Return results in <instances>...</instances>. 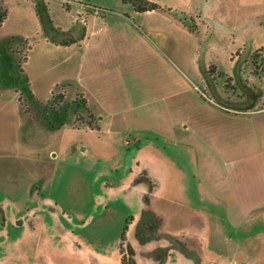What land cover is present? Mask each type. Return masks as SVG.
<instances>
[{"label":"rangeland","instance_id":"1","mask_svg":"<svg viewBox=\"0 0 264 264\" xmlns=\"http://www.w3.org/2000/svg\"><path fill=\"white\" fill-rule=\"evenodd\" d=\"M4 1L8 11L0 26V264H120L124 223L125 264H264V237H243L262 228L230 227L233 220L218 222L217 212L191 211L189 238L184 212L164 200L152 201L147 179H130L141 186L138 190L122 184L127 160L116 141L120 136L114 132L113 139L100 141L87 129L97 120L87 114L77 89L58 84L48 94L52 85L72 74L76 47L55 51L36 44L29 53V74L27 59L20 63L23 72L16 73L25 46L8 36L21 33L33 43L36 31L48 30L51 37L55 30L72 42L89 32L102 35L117 50L135 55L127 64V79L120 81L121 94L129 99L133 88V98L143 105L134 113L148 107L157 110L158 129L173 127L179 134L185 122L221 105L219 95L258 98L264 73L251 50L264 43L261 20L257 31L242 28L234 5H227L229 16L221 31L209 30L207 41L201 42L172 11L163 9L143 13L148 23L143 30L121 0H92L89 10L96 14L86 19L64 10L67 0H48L50 21L42 0L35 11L30 0ZM205 1L154 0L184 11L178 15L196 29L202 27L200 14L190 12L205 10ZM211 64L215 66L209 73ZM115 77L110 74L109 81ZM146 138L165 155H183L168 140H155L154 134ZM200 236L209 240L202 243Z\"/></svg>","mask_w":264,"mask_h":264},{"label":"crops","instance_id":"2","mask_svg":"<svg viewBox=\"0 0 264 264\" xmlns=\"http://www.w3.org/2000/svg\"><path fill=\"white\" fill-rule=\"evenodd\" d=\"M2 1L5 4V1ZM91 1L67 0L62 8L67 12L73 10L76 15H84L86 19L96 14V11L89 10L92 8ZM121 1L132 15L139 18L142 29L147 28L148 23L141 16L154 10L137 12L127 0ZM30 2L35 11L38 0ZM41 2L44 5L46 19L50 21L49 1ZM205 2L207 4L205 10L190 12V15L200 14L202 27L194 33L201 42L207 41L209 30L212 33L216 29L218 32L221 31L229 16L227 5H234L236 17L242 21V28L257 31L260 20L264 28V0ZM180 25L186 28L181 23ZM166 30L169 29L162 31L168 32ZM11 35L22 36L30 42V37L24 34L15 33L8 36ZM49 35L48 30L35 32L36 39L26 52L27 74L29 53L36 44H43L55 51L73 47L78 49L76 66L72 74L63 78L61 83L52 85L48 94L58 84H67L77 89L87 111L97 120L96 129L93 127L87 129L96 133L100 141L113 139L111 133L114 132L120 136L116 141L122 147V154L127 160V168L121 178L126 188L130 185L137 190L141 189L138 183L133 184L130 179H147L151 183V192L148 194L152 201L164 200L177 211L184 212V230L189 238L191 211L217 212L218 222L233 220L234 223L230 227L262 228L259 231H248L247 235L242 236L248 239L259 235L264 237V88L258 98L251 97L250 101L242 97L233 99L227 92L223 96L219 95L220 100L222 99L221 105L204 112L202 117L190 121L189 124L185 122L184 129L179 131V134L173 133L174 130L171 129L173 127H168L166 131L160 130L155 124L159 117L157 110L148 107L147 110L136 114L134 109L143 108V105L137 104L133 98V88L130 89V86L126 85V90L127 88L131 90L129 99L121 94L120 81L127 79L125 77L128 75L127 64L135 59L134 54L130 55L122 49L117 50L107 43L105 37L94 32L83 34L78 42L75 40L72 42L69 37H63L55 30L52 31L51 37ZM263 45L264 43L258 46ZM258 46L255 49L259 48ZM114 61L116 63L113 67ZM122 67L125 72L120 74ZM113 73H116L117 78L109 81L108 76ZM27 84L29 85L28 76ZM251 93L254 94V89ZM149 95L150 101H154L153 94ZM108 132L110 136L106 135ZM152 134L156 137L155 140L172 142L179 150L178 153L183 152V155L163 154L158 146L146 138V135ZM112 168L117 170L115 164ZM205 204L210 207H205ZM198 238H201L202 243L209 240L201 236Z\"/></svg>","mask_w":264,"mask_h":264},{"label":"trees","instance_id":"3","mask_svg":"<svg viewBox=\"0 0 264 264\" xmlns=\"http://www.w3.org/2000/svg\"><path fill=\"white\" fill-rule=\"evenodd\" d=\"M127 2L132 6L133 10L134 11H137V12L147 11V10H155V9H163L165 11H172L173 12V15L176 17V19L183 26H185L187 28V30L192 31V32H196V33L198 32V30L195 27H193L192 25H190V26L187 25L184 22V18L183 17H180L178 15V14H183L184 13L183 11H179V10L177 11V10L171 9L169 7H161L157 3L152 2V1H148V0H127ZM6 14H7V8H6L5 4L3 3V1L0 0V25L3 22V20L5 19ZM16 37L19 39V43L22 46H25V54H24L22 60H19V59L16 60V73H18V72H23V68L20 67V63H24L26 61V52H27V49L30 48L31 43L28 42L26 38H23L22 36H19V35H11V36H9V39L12 40V39H14ZM6 48H8V47H6ZM5 50L8 51L7 49H5ZM251 56H252V58L254 57V59H257L259 57L260 58V61L262 63L261 67L263 68V64H264V45L263 46H260L257 49H255L253 51V53L251 54ZM214 66L215 65H213V64H211L209 66V69H208V72L209 73H212L213 72ZM228 78H230V77H228ZM29 95L32 97V94L30 92H29ZM82 102L84 103L83 107L86 110L85 102H84L83 99H82ZM87 114L89 116L91 115V113H89L88 111H87ZM93 128L96 129L97 126L95 125ZM126 229H127L126 223H124L121 226V229H120V232H119V253L121 254V256H120V264H125V256H124L123 250H122V241L125 238Z\"/></svg>","mask_w":264,"mask_h":264}]
</instances>
